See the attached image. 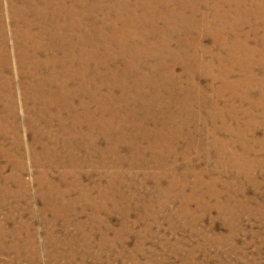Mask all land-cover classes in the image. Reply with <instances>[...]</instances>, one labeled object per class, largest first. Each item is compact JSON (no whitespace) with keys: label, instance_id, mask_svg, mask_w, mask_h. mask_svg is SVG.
I'll return each mask as SVG.
<instances>
[{"label":"rangeland","instance_id":"1","mask_svg":"<svg viewBox=\"0 0 264 264\" xmlns=\"http://www.w3.org/2000/svg\"><path fill=\"white\" fill-rule=\"evenodd\" d=\"M0 264H264V0H0Z\"/></svg>","mask_w":264,"mask_h":264},{"label":"bare ground","instance_id":"2","mask_svg":"<svg viewBox=\"0 0 264 264\" xmlns=\"http://www.w3.org/2000/svg\"><path fill=\"white\" fill-rule=\"evenodd\" d=\"M13 2V1H12ZM193 2V1H192ZM81 7V6H80ZM85 8V7H84ZM80 18V17H79ZM81 20V19H80ZM84 82V81H83ZM206 89V88H205ZM177 90V89H176ZM177 101V100H176ZM218 105V104H217ZM76 146V145H75Z\"/></svg>","mask_w":264,"mask_h":264}]
</instances>
